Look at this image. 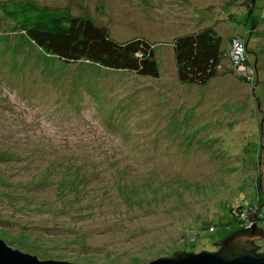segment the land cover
Wrapping results in <instances>:
<instances>
[{"label":"rangeland","instance_id":"obj_1","mask_svg":"<svg viewBox=\"0 0 264 264\" xmlns=\"http://www.w3.org/2000/svg\"><path fill=\"white\" fill-rule=\"evenodd\" d=\"M24 1L150 42L160 76L65 64L0 8V241L39 261L150 264L216 252L242 226L237 206L264 221V1ZM206 28L227 55L235 36L250 54L180 84L172 44Z\"/></svg>","mask_w":264,"mask_h":264},{"label":"trees","instance_id":"obj_2","mask_svg":"<svg viewBox=\"0 0 264 264\" xmlns=\"http://www.w3.org/2000/svg\"><path fill=\"white\" fill-rule=\"evenodd\" d=\"M0 8L6 18L15 24L32 43L57 56L65 64L86 60L100 64L108 70L129 71L142 77L158 78L160 76L157 64L154 62L155 49L150 42L140 39L127 43L116 42L109 37L104 29L95 28L88 21L72 18L63 9L39 6L33 1H10L1 3ZM246 18L247 16L244 17V21ZM261 20L263 19L261 18ZM253 21L259 22L260 20L253 18ZM240 22L242 20H238L236 24L238 25ZM254 27L256 29V26ZM251 33L254 34L252 31L246 32L247 45L249 39L252 38ZM172 46L180 84L205 85L209 83L211 79L217 76L225 56L230 55V49L227 55L222 49V39L211 28L179 37ZM246 48L248 49H246L247 53L250 54L249 46ZM246 59L243 66L252 68L250 59ZM253 68L256 75H259L256 63ZM244 78L243 80L248 82L249 78ZM258 162L254 165L259 168ZM235 208L238 213H243L241 218V224H243L236 231L249 227L252 224L250 220H244L249 207L242 205V207L237 206ZM239 209L241 210L239 211ZM258 216L257 229L264 234V229L260 227V223L264 222L260 221L263 215L259 214ZM231 234L233 232L225 238ZM254 245L256 253L264 254V251L260 252L261 247L255 243Z\"/></svg>","mask_w":264,"mask_h":264},{"label":"water","instance_id":"obj_3","mask_svg":"<svg viewBox=\"0 0 264 264\" xmlns=\"http://www.w3.org/2000/svg\"><path fill=\"white\" fill-rule=\"evenodd\" d=\"M252 3L264 0H251ZM249 227L236 231L229 237L212 245H220L219 250L210 253H189L176 251L172 256H165L150 264H264V254L255 252V239H264V234L257 229L256 222ZM220 242V243H219ZM0 264H69L64 262L39 261L36 257L12 250L0 241Z\"/></svg>","mask_w":264,"mask_h":264},{"label":"built area","instance_id":"obj_4","mask_svg":"<svg viewBox=\"0 0 264 264\" xmlns=\"http://www.w3.org/2000/svg\"><path fill=\"white\" fill-rule=\"evenodd\" d=\"M235 38H233L234 40L232 41V45L230 46V56L231 57L233 56L235 58L238 55L239 59H243V56L244 55L246 56V54H245L246 46L243 44V42L240 38H237V37H235ZM235 52H236V54L233 55V53H235ZM243 64L244 63L238 64L239 66H235V68L238 69V72L240 74H242L243 77L249 78V80H250L254 74L253 73L254 68L253 69L250 67L247 68V67L243 66Z\"/></svg>","mask_w":264,"mask_h":264},{"label":"flooded vegetation","instance_id":"obj_5","mask_svg":"<svg viewBox=\"0 0 264 264\" xmlns=\"http://www.w3.org/2000/svg\"><path fill=\"white\" fill-rule=\"evenodd\" d=\"M252 5H253V3H252ZM250 11V9L247 11L246 10V13L247 12H249ZM247 18H248V20L252 23V19H253V17L251 18V19H249L250 17L249 16H247ZM251 31H254V28L251 30ZM247 32H250V31H247ZM248 36H249V33H248ZM251 36V35H250ZM246 39H247V37H246ZM256 243V242H255ZM218 250H219V248H218Z\"/></svg>","mask_w":264,"mask_h":264},{"label":"bare ground","instance_id":"obj_6","mask_svg":"<svg viewBox=\"0 0 264 264\" xmlns=\"http://www.w3.org/2000/svg\"><path fill=\"white\" fill-rule=\"evenodd\" d=\"M236 58V57H235ZM256 218V217H255ZM242 221V220H241ZM241 224V223H240ZM243 224V223H242ZM241 224V225H242ZM244 226H246L245 224H244ZM225 227V226H224ZM215 228V227H214ZM204 229H206V228H204ZM213 231V230H212ZM197 233V232H196ZM213 233V232H212ZM190 235V234H189ZM261 240V239H260ZM219 248V247H218ZM107 250V249H106ZM210 252V251H209Z\"/></svg>","mask_w":264,"mask_h":264},{"label":"clouds","instance_id":"obj_7","mask_svg":"<svg viewBox=\"0 0 264 264\" xmlns=\"http://www.w3.org/2000/svg\"><path fill=\"white\" fill-rule=\"evenodd\" d=\"M173 45V44H172Z\"/></svg>","mask_w":264,"mask_h":264}]
</instances>
